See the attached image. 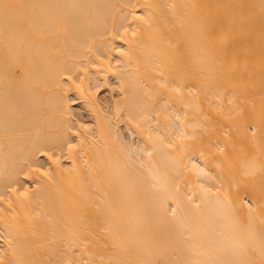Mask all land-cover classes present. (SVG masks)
<instances>
[{
	"label": "bare ground",
	"instance_id": "bare-ground-1",
	"mask_svg": "<svg viewBox=\"0 0 264 264\" xmlns=\"http://www.w3.org/2000/svg\"><path fill=\"white\" fill-rule=\"evenodd\" d=\"M0 264H264V0H0Z\"/></svg>",
	"mask_w": 264,
	"mask_h": 264
},
{
	"label": "rangeland",
	"instance_id": "rangeland-1",
	"mask_svg": "<svg viewBox=\"0 0 264 264\" xmlns=\"http://www.w3.org/2000/svg\"><path fill=\"white\" fill-rule=\"evenodd\" d=\"M107 93H108V92H107ZM116 93H117V91L114 90V94H116ZM104 94H105V92H104Z\"/></svg>",
	"mask_w": 264,
	"mask_h": 264
}]
</instances>
